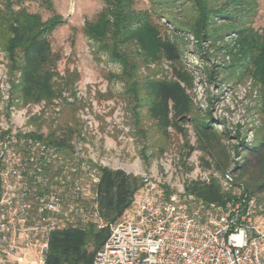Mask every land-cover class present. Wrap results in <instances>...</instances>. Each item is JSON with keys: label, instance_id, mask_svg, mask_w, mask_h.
Segmentation results:
<instances>
[{"label": "rangeland", "instance_id": "374dc122", "mask_svg": "<svg viewBox=\"0 0 264 264\" xmlns=\"http://www.w3.org/2000/svg\"><path fill=\"white\" fill-rule=\"evenodd\" d=\"M44 1L30 0L22 6L43 20L52 11L65 21L50 37L52 50L60 58L54 79L57 97L50 104H24L12 88L13 77L0 47V130L43 137L70 130L72 148L61 150L53 162L68 165L70 170L84 164L83 189L87 194L93 192L96 181L93 170L100 167L120 170L137 180L133 201L119 220L131 218L147 189L165 198L183 197L188 182L203 181L210 174L219 180L231 174L235 187L228 191L246 193L245 179L237 171L243 156L240 145L264 137V88L245 71L247 67H232L239 35L227 24H241L264 35V0H202L213 11L212 26L220 35L214 42H200V50L194 37L180 27V21L198 14L196 4L187 0H173L172 4L170 0H129L128 30L138 41L131 38L119 50L130 64L128 68L112 57L108 39L98 43L83 33L84 24L94 22L105 10L102 0H48L51 10ZM236 2L242 5L233 11ZM220 12L235 19L226 24L217 17ZM149 32L156 34L158 43H149L145 50L139 41L150 39ZM159 43L173 46L176 59L169 60ZM178 75L185 80L180 83L189 96L192 113L173 118V126L161 132L149 116L147 84L174 82ZM201 123L207 124L212 134H227L219 145L228 148L231 165L222 177L212 171L211 157L199 149L195 129ZM86 214L91 219V202H86ZM261 227L264 229V223Z\"/></svg>", "mask_w": 264, "mask_h": 264}, {"label": "built area", "instance_id": "2783aa9c", "mask_svg": "<svg viewBox=\"0 0 264 264\" xmlns=\"http://www.w3.org/2000/svg\"><path fill=\"white\" fill-rule=\"evenodd\" d=\"M7 130L0 138V264H46L53 232L101 223L98 170L87 194L84 164L82 172L56 164L61 150L29 132H0ZM220 183L231 188V174ZM262 223L264 199L257 196L238 194L216 206L189 194L165 198L147 189L131 218L110 226L92 264H264Z\"/></svg>", "mask_w": 264, "mask_h": 264}, {"label": "trees", "instance_id": "16d2710c", "mask_svg": "<svg viewBox=\"0 0 264 264\" xmlns=\"http://www.w3.org/2000/svg\"><path fill=\"white\" fill-rule=\"evenodd\" d=\"M27 1L30 0H0V35H2L0 47L8 61V71L13 77L12 88L18 92L20 100L24 104H50L57 97L54 79L58 75L57 64L60 60L59 55L52 50L50 37L58 27L65 24V21L52 11L51 16L43 20L40 14L31 13L22 6ZM102 1L105 10L96 17L94 22L84 24L83 33L88 39L98 43L108 39L111 42L109 52L112 57L128 68L130 64L119 50L131 41V38L138 41L136 35L128 30L131 2L129 0ZM187 1L196 4L198 14L191 20L180 21V27L194 37L197 41V49L200 50V42H214L220 34L212 26L213 11H209V8L201 2L202 0ZM242 2L240 4L236 2L233 11H236L235 9H238ZM44 3L49 10L52 9L48 0ZM163 3L168 4V2ZM169 3L172 4L173 0ZM218 15L220 16L217 17H222L225 23L235 19L226 12H220ZM227 25L239 35L238 50L232 67L234 69L247 67L245 71L264 88V35L245 28L241 24L228 23ZM148 37L150 39L139 41V45L145 50L149 43H158L154 32ZM105 46L109 47V44ZM105 46L103 45L102 48ZM159 47L169 60L176 59L173 46L159 43ZM244 57L248 58L247 64ZM177 77L178 80L174 82L157 80L147 84L150 89L149 116L161 132H166L173 126V118L192 113L189 96L180 83L185 80L183 81L179 75ZM131 85L134 87L133 92H136L133 81ZM133 95L136 98V94L133 93ZM195 131L199 149L211 157L214 163L212 171L222 177L231 165L228 148L219 145V140L228 138L227 134L222 132L217 133L218 136L215 133L212 134L207 124L203 123ZM8 133L9 130L0 132V138ZM71 133L67 130L61 135L51 132L47 137L34 133H30V136L42 140L53 148L65 151L72 148ZM240 147L243 156L242 164L237 171L240 172L239 176L245 179L246 194L264 199V137L256 139L249 145L241 142ZM238 153L236 151V154ZM207 169L211 167L207 165ZM98 179L97 215L105 226L89 221L81 227L68 225L65 229L53 232L46 255V264H92L95 254L109 235V226L118 222L123 212L131 205L138 187L137 180L126 176L120 170L112 171L101 167L98 168ZM184 189L187 194L209 205L224 206L236 200L237 197L232 191L224 190L219 178L213 174L203 181L188 182Z\"/></svg>", "mask_w": 264, "mask_h": 264}]
</instances>
